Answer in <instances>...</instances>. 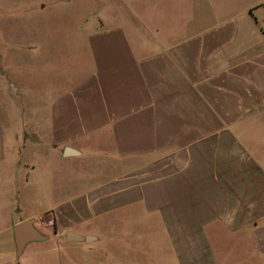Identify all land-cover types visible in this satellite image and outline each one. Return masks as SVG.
<instances>
[{
	"label": "crops",
	"instance_id": "crops-1",
	"mask_svg": "<svg viewBox=\"0 0 264 264\" xmlns=\"http://www.w3.org/2000/svg\"><path fill=\"white\" fill-rule=\"evenodd\" d=\"M95 11L60 58L0 36V264H264V0Z\"/></svg>",
	"mask_w": 264,
	"mask_h": 264
},
{
	"label": "rangeland",
	"instance_id": "rangeland-1",
	"mask_svg": "<svg viewBox=\"0 0 264 264\" xmlns=\"http://www.w3.org/2000/svg\"><path fill=\"white\" fill-rule=\"evenodd\" d=\"M101 2L102 0H9V4H5V0H0V36H37V46L41 49L42 56L45 52L47 56L52 52L60 58L71 46L82 44L83 33L88 32L96 22L92 18ZM39 55L37 52L36 56ZM5 74L0 76L8 78ZM31 77L33 81L38 75L31 71ZM37 84L38 80L33 85ZM88 168L90 166L85 164L79 166L80 174L89 172ZM252 263L263 264V261L255 259ZM30 264H35V261Z\"/></svg>",
	"mask_w": 264,
	"mask_h": 264
},
{
	"label": "water",
	"instance_id": "water-1",
	"mask_svg": "<svg viewBox=\"0 0 264 264\" xmlns=\"http://www.w3.org/2000/svg\"><path fill=\"white\" fill-rule=\"evenodd\" d=\"M14 237L17 251L20 252L24 246L33 240L45 238L33 226V220L27 219L14 226Z\"/></svg>",
	"mask_w": 264,
	"mask_h": 264
}]
</instances>
